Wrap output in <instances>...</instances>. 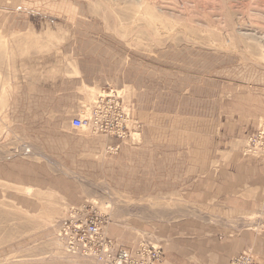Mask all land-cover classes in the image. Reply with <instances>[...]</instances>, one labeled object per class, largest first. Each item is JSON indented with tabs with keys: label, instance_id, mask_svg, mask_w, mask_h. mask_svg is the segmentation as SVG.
<instances>
[{
	"label": "rangeland",
	"instance_id": "1",
	"mask_svg": "<svg viewBox=\"0 0 264 264\" xmlns=\"http://www.w3.org/2000/svg\"><path fill=\"white\" fill-rule=\"evenodd\" d=\"M262 129L264 0H0V264H71L82 205L127 246L264 243L256 188L217 200L264 175Z\"/></svg>",
	"mask_w": 264,
	"mask_h": 264
},
{
	"label": "built area",
	"instance_id": "2",
	"mask_svg": "<svg viewBox=\"0 0 264 264\" xmlns=\"http://www.w3.org/2000/svg\"><path fill=\"white\" fill-rule=\"evenodd\" d=\"M71 125L80 129L90 126L91 123H86L83 117H76ZM250 140L264 152V129ZM109 223V219L89 210V206L74 207L68 216L61 220L58 233L67 260L71 264H161L164 259V250L161 247L150 241L124 245L108 235L106 228ZM228 264L264 262L258 260L251 251H245Z\"/></svg>",
	"mask_w": 264,
	"mask_h": 264
},
{
	"label": "crops",
	"instance_id": "3",
	"mask_svg": "<svg viewBox=\"0 0 264 264\" xmlns=\"http://www.w3.org/2000/svg\"><path fill=\"white\" fill-rule=\"evenodd\" d=\"M203 179L204 178H197L196 180L191 179L189 181L187 180V184L184 186L185 191L190 192L194 189L197 190L199 185L203 186ZM250 186L252 188L251 190H248L247 188L242 189L240 187L236 190V192L225 190L221 191L220 194L217 195V200L220 202V206H223L224 208L227 207L228 210L226 213L234 215L237 213L241 214L243 208L251 209L252 207L258 206L257 201L255 203L252 199H248L249 196L247 194L253 192V189L256 188V192L251 194L250 197L264 199V175L254 177ZM249 200L251 202H249ZM238 230L239 228L237 229V233L230 234L225 229L226 234L223 236L222 240H212L210 243L209 241H206L205 248H198L201 251L195 250V252L183 253L186 252L184 251L185 249L176 250L175 252L165 250L164 259L161 264H228L234 257L244 251H247L248 247H255L259 250V246L262 247L264 244L254 235L251 236L247 233L241 232V230ZM192 247L193 244L190 245L191 251L193 250ZM197 247L200 246L197 245ZM182 248L183 247H181V249ZM256 252L255 254L260 253L264 256V254L260 251Z\"/></svg>",
	"mask_w": 264,
	"mask_h": 264
},
{
	"label": "bare ground",
	"instance_id": "4",
	"mask_svg": "<svg viewBox=\"0 0 264 264\" xmlns=\"http://www.w3.org/2000/svg\"><path fill=\"white\" fill-rule=\"evenodd\" d=\"M130 112V111H129Z\"/></svg>",
	"mask_w": 264,
	"mask_h": 264
}]
</instances>
